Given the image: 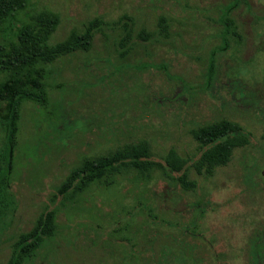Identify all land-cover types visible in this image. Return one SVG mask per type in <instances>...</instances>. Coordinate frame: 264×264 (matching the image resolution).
Wrapping results in <instances>:
<instances>
[{
    "label": "rangeland",
    "instance_id": "374dc122",
    "mask_svg": "<svg viewBox=\"0 0 264 264\" xmlns=\"http://www.w3.org/2000/svg\"><path fill=\"white\" fill-rule=\"evenodd\" d=\"M231 1L30 0L20 20L42 9L59 17L51 44L100 23L87 51L46 66V105L22 102L0 264L18 235L52 209L56 234L29 264H264V0H239L228 14L239 35L215 51L208 78ZM125 22L130 41L121 46ZM1 117L2 107L0 151ZM221 119L238 123L249 142L212 175L199 174L191 132ZM142 139L155 160L170 149L187 158L194 188L154 172L93 184L77 197L57 192L83 157Z\"/></svg>",
    "mask_w": 264,
    "mask_h": 264
},
{
    "label": "trees",
    "instance_id": "16d2710c",
    "mask_svg": "<svg viewBox=\"0 0 264 264\" xmlns=\"http://www.w3.org/2000/svg\"><path fill=\"white\" fill-rule=\"evenodd\" d=\"M30 0H0V33L6 36L0 42V107L1 121L4 124V140L1 148L3 166L0 168V215H3L11 201L9 183L12 172L18 120L22 102L30 101L44 106L48 92L45 82L48 77L46 66L57 58L75 51L90 48L93 31L99 20L88 22L82 31H70L68 35L53 44L49 42L56 30L59 17L56 13L42 9L20 20L18 14L26 9ZM239 0H232L224 11L221 24L222 44L210 55L208 78L213 73L216 50L228 47V37L238 36L235 21L228 14ZM160 30L166 32V25L160 21ZM125 29L127 24L125 22ZM127 29L126 38L121 46L130 41ZM153 35V34H152ZM151 34L142 36L151 37ZM237 40V39H236ZM239 41V40H237ZM192 136L200 149L199 157L191 162V167L199 174L212 175L217 166L225 165L237 146L249 142V134L236 122L226 119L213 121L192 130ZM187 158L181 157L176 150L170 149L162 161L155 160L149 141L142 139L128 142L106 153L85 156L69 171L64 180L56 186L57 192L64 197H77L93 184L109 187L119 176L132 175L144 180L159 172L165 179H171L184 189L194 188L187 176ZM177 174V176H174ZM57 231L55 209L41 212L33 226L21 232L12 243L11 253L6 264H29L38 249Z\"/></svg>",
    "mask_w": 264,
    "mask_h": 264
}]
</instances>
